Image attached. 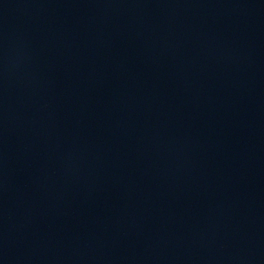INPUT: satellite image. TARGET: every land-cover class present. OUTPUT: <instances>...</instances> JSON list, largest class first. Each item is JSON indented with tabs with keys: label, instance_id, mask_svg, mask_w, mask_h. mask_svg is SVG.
<instances>
[{
	"label": "water",
	"instance_id": "water-1",
	"mask_svg": "<svg viewBox=\"0 0 264 264\" xmlns=\"http://www.w3.org/2000/svg\"><path fill=\"white\" fill-rule=\"evenodd\" d=\"M0 264H264V0H0Z\"/></svg>",
	"mask_w": 264,
	"mask_h": 264
}]
</instances>
